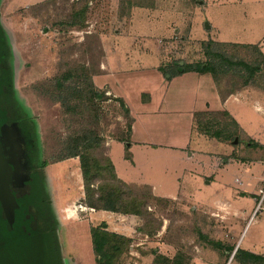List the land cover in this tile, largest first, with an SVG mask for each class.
Listing matches in <instances>:
<instances>
[{"label":"rangeland","instance_id":"rangeland-1","mask_svg":"<svg viewBox=\"0 0 264 264\" xmlns=\"http://www.w3.org/2000/svg\"><path fill=\"white\" fill-rule=\"evenodd\" d=\"M150 2L93 0L88 15L89 28H86L84 22L88 12H83L84 0H0V26L9 49L13 98L19 101L36 133L38 162L47 163L44 187L55 215L53 221L57 225L53 230L59 242L62 264H97L91 228L102 222L107 223L108 230L130 239L115 264H244L234 260V252L231 254L225 248L236 246L239 239L243 251L249 244L264 243V213L252 218L257 202L246 220L242 216L235 219L232 212L218 213L215 205L208 201L219 199L221 190L204 186L199 173L207 172L208 165L204 161L197 164L198 159L189 160L188 152L144 150L139 145L132 150L136 153V165L124 159L128 150L119 142L125 144L130 136L127 109L91 84L97 67L99 35L120 29L119 19L128 14L129 9ZM185 2L186 10L174 18V22H178L185 15L183 26L178 35L166 41L175 62H210L212 56L208 55L204 43L216 44L208 40L226 38L228 32L239 36L250 22L242 20L241 10L229 11L233 8L223 2L209 3L203 8L198 0ZM161 3L167 11L180 9L181 2L163 0ZM148 22L139 21L131 31L134 35L142 31L147 36L151 32L152 38L162 37V33ZM89 30L92 35L86 38L84 33ZM216 54L224 57L222 65L230 63L228 70L220 67L215 70L223 95L245 87H249L250 93L253 89L264 93V55L259 46L232 44L220 47ZM117 58H125L124 48L117 53ZM232 109L237 111L235 115L251 134L264 135V123L256 120L258 116L248 109L240 110L237 105H232ZM229 122L221 114H208L200 118L197 130L201 131L207 124L214 126V130L223 129ZM230 129L239 135V128L236 130L232 126ZM238 139L242 140L243 135ZM113 143L112 160L122 180L155 186L159 196L176 194L182 199L168 203L150 201L145 207L148 212L145 216L125 217L112 215V212L102 216L81 204V200L87 198L82 165L94 171L95 189L101 184H112L103 180L111 178L108 156ZM207 147L212 149L211 145ZM71 152L80 156L68 155ZM262 171L260 167L252 171L251 183L262 180L258 200L264 196ZM192 173L198 180L190 176ZM236 173V170L231 173L233 180L237 176L243 178L242 173ZM133 187L140 194L149 193L145 187ZM30 189L31 186H24L15 191L20 197ZM79 196L82 199L75 201ZM217 244H221V248ZM54 255L56 257L57 253Z\"/></svg>","mask_w":264,"mask_h":264},{"label":"crops","instance_id":"crops-1","mask_svg":"<svg viewBox=\"0 0 264 264\" xmlns=\"http://www.w3.org/2000/svg\"><path fill=\"white\" fill-rule=\"evenodd\" d=\"M84 1L86 3L83 12H88L84 23L86 28H89L88 15L93 0ZM150 1L149 4L133 6L131 10H128V14L119 19V24L122 22L119 25L120 29L102 33L97 40L99 44L97 67L91 81L95 88L104 91L107 96L122 100L133 119L130 142H126L130 144L119 142L128 150L125 151L123 158L136 165V153L132 150L139 145L144 150L154 148L160 151L167 149L188 152L189 160L198 159L197 164L204 161L208 165L206 167L208 173L204 169L203 173L198 172L201 174L199 179L205 183L204 186L219 187L221 190L222 196L219 195V199L208 201L210 205L214 204L218 213L228 211L234 213L235 219L242 216L246 220L262 192V180L258 179L254 183H251V180L252 171L255 168L260 167L264 171V135L251 134L248 127L235 115L237 111L232 109V105H237L240 110L242 108L250 110L254 116H258L256 120L263 124L264 93L259 89H253L254 91L250 93L249 87H245L223 95L217 81L209 73L188 72L173 78L166 76L162 69L172 66L176 61L171 57L166 41L180 32L185 15L178 22L176 20L174 22V18L179 17L176 14L186 10L185 1L190 0H180V9L170 8L167 11L163 9L165 3H161L163 0ZM153 1L155 2L152 3ZM221 2L233 8L229 11L241 10L242 20H250V22L239 36L235 33L228 34V32L226 38L208 41L259 46L264 55V0H198V3L203 5L202 8L209 3ZM190 6L194 11L193 5ZM139 21H149L148 23L153 24L162 33V37L152 38L151 32L148 33V37L142 31L135 32L134 35L131 27ZM84 34L88 38L92 32L89 30ZM123 48L125 58H117V53ZM223 112L228 113L236 121L239 135H243L242 140L238 139L239 136L236 137L237 144L234 143L236 139L221 141L203 135L197 130L199 115ZM114 144L109 148V157L113 165ZM207 145H211L212 149L209 150ZM242 169L246 172H242ZM234 170L242 173L244 180L240 176L233 180L231 173ZM117 175L122 180L119 174ZM222 175L224 176L220 182ZM190 176L195 177L193 173ZM122 181L128 185H141ZM142 185L147 186V184ZM150 188L157 197L171 201H175L176 198L182 199L176 194L159 196L155 186ZM80 198L82 199V196L75 201H80ZM82 200L81 204H83ZM108 213L110 212L98 211V214L102 216ZM114 214L130 216L112 212V215ZM237 242L236 246H227L225 249L230 251L234 247L237 253L242 247L240 239ZM244 251L264 256V243L259 246L258 243L249 244Z\"/></svg>","mask_w":264,"mask_h":264},{"label":"trees","instance_id":"trees-1","mask_svg":"<svg viewBox=\"0 0 264 264\" xmlns=\"http://www.w3.org/2000/svg\"><path fill=\"white\" fill-rule=\"evenodd\" d=\"M205 50L208 55L212 56L210 62H198L197 64H188L184 62H174L170 67L163 68L164 74L169 78H173L188 72L209 73L217 81L215 74L216 67L228 70L229 62L222 65L221 60L224 57L217 55L216 52L220 47H227L232 44L225 43H204ZM3 46V47H2ZM7 46L6 39L0 27V116L4 120H12L20 126V137L23 142V163L25 165V174L27 175L26 186H31L30 192L20 196L18 201L20 207L16 210V221L11 227L6 221L0 220V264H62V257L58 239L54 233L55 215L52 211V203L49 195L45 191V168L46 162H38V151L35 144L36 133L31 127L29 118L25 117L21 108L15 104L13 99V87L11 85V72L7 66ZM212 46L215 48L211 50ZM211 50V51H210ZM221 62L220 64L218 63ZM251 77L253 74H249ZM92 86L93 83L91 81ZM233 93V92H231ZM125 106L122 100H118ZM14 103V104H13ZM127 109V108H126ZM11 111V113H10ZM127 116L130 120L129 134L132 130L133 119L127 109ZM227 117L230 121L225 128L214 130V126L206 125L204 129L199 131L201 134L221 141L235 140L237 131H231V127L238 130V125L234 119L226 112L217 113ZM8 115H10L8 117ZM198 116L197 123L202 116ZM216 115V114H210ZM201 123V122H200ZM129 142V140H128ZM85 151H89L84 149ZM77 152V149L75 150ZM70 156H80L79 153L71 152ZM108 170L111 174L109 180H103L111 185L101 184L95 189L93 181L96 180L94 171L82 165L85 188L87 198L82 200L83 205L94 211H109L130 216H145V207L148 202L153 201H171L169 199L160 198L153 194L150 187H145L149 193H138L134 190L138 185H128L118 178L115 167L108 156ZM91 173V174H90ZM127 197V198H126ZM198 232H201L198 230ZM204 236L203 233H199ZM91 237L93 250L97 264H115L118 257L122 255L123 247L130 243V239L116 232L108 230L106 222L91 228ZM219 243V242H218ZM221 248V244H217ZM235 248L230 249L231 254ZM54 252L57 253L56 257ZM27 258H30L29 260ZM32 260V261H31ZM234 260L244 264H264V256H258L243 250H238Z\"/></svg>","mask_w":264,"mask_h":264},{"label":"water","instance_id":"water-1","mask_svg":"<svg viewBox=\"0 0 264 264\" xmlns=\"http://www.w3.org/2000/svg\"><path fill=\"white\" fill-rule=\"evenodd\" d=\"M9 131H13L17 135L16 131L6 124L0 129V203L8 224L13 227L16 221V210L20 207L13 188L21 189L26 186L27 175L25 174L21 147L19 161V158L16 157L15 146L12 142L9 144L7 142L8 139L9 141L12 139ZM13 132L12 134H14ZM234 143L237 144L238 139ZM8 147L9 151L6 150ZM234 254L236 251H234L233 256Z\"/></svg>","mask_w":264,"mask_h":264},{"label":"flooded vegetation","instance_id":"flooded-vegetation-1","mask_svg":"<svg viewBox=\"0 0 264 264\" xmlns=\"http://www.w3.org/2000/svg\"><path fill=\"white\" fill-rule=\"evenodd\" d=\"M1 27V26H0ZM2 29V28H1ZM3 31V30H2ZM4 34V33H3ZM5 36V35H4ZM6 39V38H5ZM6 44H7V42H6ZM8 46V45H7ZM6 46V48H7V66H9L8 65V58H9V49H8V47ZM11 72V71H10ZM10 77H11V85H12V87H13V79H12V73H11V75H10ZM14 99V98H13ZM14 102H15V104L19 107V110H20V103H19V101H17L16 102V100L14 99ZM14 104V103H13ZM10 113H11V111H10ZM10 115H8V117H9ZM8 125L9 127H11V128H13L15 131H16V133H17V135L13 132V131H9V133L11 134V136H12V139H11V141H9V139L7 140V142H8V144H9V142L11 143L12 142V144L15 146V150H16V157H18L19 158V161H20V147H21V151H22V156H23V150H22V148H23V142H21V139H20V126L17 124V122H14V121H12V120H9V119H7V120H4L1 116H0V129L4 126V125ZM12 132L14 133V134H12ZM6 150H8L9 151V147L6 149ZM9 157V156H8ZM15 189H20V188H18V187H14L13 188V191H14V193L16 194V196H17V201H19V199H20V197L18 196V194L16 193V191H15ZM19 204V203H18ZM20 206V205H19ZM0 220L3 222V221H6L7 223H8V221H7V219H6V217H5V215H4V212H3V209H2V206H1V203H0ZM3 244L2 243H0V246H2Z\"/></svg>","mask_w":264,"mask_h":264},{"label":"built area","instance_id":"built-area-1","mask_svg":"<svg viewBox=\"0 0 264 264\" xmlns=\"http://www.w3.org/2000/svg\"><path fill=\"white\" fill-rule=\"evenodd\" d=\"M261 212L264 213V196H262L261 199L257 201V205H256L255 210L253 212L252 218L256 217ZM252 218H250V221L252 220Z\"/></svg>","mask_w":264,"mask_h":264}]
</instances>
